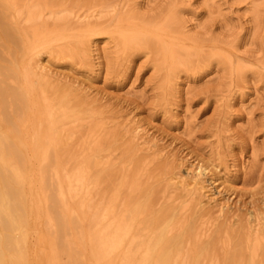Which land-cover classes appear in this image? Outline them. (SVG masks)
<instances>
[{
    "label": "rangeland",
    "instance_id": "obj_1",
    "mask_svg": "<svg viewBox=\"0 0 264 264\" xmlns=\"http://www.w3.org/2000/svg\"><path fill=\"white\" fill-rule=\"evenodd\" d=\"M98 1L65 0L64 4L79 5L83 15L92 4L117 2V14L108 22L85 29L64 27L36 42L25 38L19 45L0 40V89H8V95L0 96V222L4 225L0 223V264L110 263L92 251L106 223L93 230V225L84 222L81 228L78 205L81 199L89 200L84 199L86 193L80 200L67 196L63 201L60 196L53 158L61 150L52 140L53 129L61 119L59 111L54 118L47 114L43 98L46 88L56 109L65 98L79 124L101 126V146L87 157L90 168L91 161L95 163L91 195L96 203L107 206L113 169L129 174L134 170L133 162L140 161L141 188L135 195L144 203V191L157 188L154 216L172 203L191 206L176 225L173 245L177 247H168L170 241L156 247L154 254L168 247L171 261L173 255L181 253L187 256V264H202L203 257L211 254L207 250L215 248L220 264H248L242 258L245 236L256 219L264 224V0ZM1 2L5 10L12 11L5 0ZM128 3L130 7L125 9ZM132 8L135 19L119 21V15ZM173 14L181 20L182 29H166ZM128 35L146 38L155 45L163 42L176 49L170 50L175 53L198 55L205 59L204 65L192 73L179 71L173 78L170 55L159 62L146 49L131 52L130 64H124L129 52L126 47L120 49L118 43ZM70 44L81 49L87 45L88 56L73 62L51 55L57 46ZM37 65L45 66L52 76L42 73ZM12 92L19 98L14 100ZM129 145L135 147V155L127 151ZM72 166L64 165L63 169ZM192 174H200L198 179L204 181L208 204L202 214L195 205L197 200L185 196L181 188L164 193L165 180H190ZM16 176L24 183L19 184ZM224 206L221 214L219 209ZM17 211H23L21 215L27 219L16 218ZM9 224H16L17 230L12 225L10 231ZM6 225L8 229L3 230ZM152 225L147 230L142 227L140 233L154 235L156 227ZM202 225L204 237L194 239ZM193 226L196 230L194 227L192 232ZM187 230L190 232L186 234ZM8 232L10 236H5ZM226 236L229 243L221 250L216 239ZM119 255L113 256L115 264H120ZM256 259V264H264V245Z\"/></svg>",
    "mask_w": 264,
    "mask_h": 264
},
{
    "label": "bare ground",
    "instance_id": "obj_2",
    "mask_svg": "<svg viewBox=\"0 0 264 264\" xmlns=\"http://www.w3.org/2000/svg\"><path fill=\"white\" fill-rule=\"evenodd\" d=\"M5 1L9 4V6H11L12 11L9 12V9L5 10V8L2 7L3 2L0 3L1 4L0 7L3 8V10L0 11V40L4 44L5 42L6 43L11 42V43H15L16 45H19L25 38L31 39L32 41L36 42V40H38L40 37L57 32L64 27H70L73 29H77V28L85 29V28L92 27L95 24H98L100 21L107 20L106 22H108L109 19L111 20V18H113L117 14V9H118L117 2L116 4H114V2L112 3V2L103 1L104 3L101 2L98 5L97 4L93 5L91 2L89 4H92L93 6L92 5L91 7L88 6L89 7L88 8L87 5L89 4L85 5L88 9L82 15L81 12H84V11H82V9H77L79 5L69 6L67 5V3L64 4L65 0L64 1L63 0H5ZM108 1H111V0H108ZM97 2L99 3L100 1L97 0ZM131 3L133 2L131 1ZM128 7H130L129 3L125 6V9ZM131 10L124 11L122 14H120L119 21L129 22V21L134 20L135 15H133V8ZM181 27H182L181 20L178 18L177 14L171 15L170 18L166 22V29L173 31V29L174 30L182 29ZM148 41L150 42V40H146V38H141L136 35H128V36L121 37L120 42L118 43L119 44L118 46L120 47V49L121 47H126L129 52L128 56L126 57L124 61V64L126 62H128L127 64H130L128 60L130 59L132 60L134 53L140 50L146 49L149 52L154 53L155 57L158 59L159 62L161 61V59H164L170 55L169 59L171 61V74L173 78L177 77L178 75L177 73L179 71H183L186 73H192L200 69L204 65L203 63L205 59L203 60L202 57L198 55L189 54V53L184 54L183 52L175 53L170 50H176V49L166 46L163 42H156V45H155L153 44L155 42L153 43L151 42L152 43L151 44ZM78 47H75V45H71V44L67 46H57L54 49L55 51H53L51 55H55L58 58H68L73 62H82L83 58L88 56L89 49H88V46L85 44H83L82 49ZM131 52H133V54ZM158 66L160 68L161 64H159ZM37 67L38 69H40L42 73H45L48 75L52 73V72L50 73V71L45 66L37 65ZM169 81L171 82L172 79L170 78ZM44 87L46 88V86ZM45 90L43 92L44 94L43 98H44L45 108L47 110L48 116L50 118H54L56 115V111L57 112L59 111L58 114L60 115V119H61L59 125L53 129L54 136L52 140L53 145L59 147L61 150L60 155H57L53 158V163H54L53 165L56 166L55 170L53 171L55 172L54 175H56L57 180H58V182L57 181L56 182L59 184L58 188L60 191V196L63 201H66L67 196L71 197L74 200L76 198L77 200H80L82 197L84 198V196L82 195L86 193V197L84 199L89 198V200L84 201L81 199V203L80 205H78L79 213L78 212L77 213L79 214L78 215L79 219L82 222L80 223L82 225L81 228H83L84 222H87V224L90 223L91 225H93V228H92L93 230L95 226L99 227L100 225H102V223L103 224L106 223V227L100 233L98 232L99 235H97V237L99 238L98 239L99 244H94L95 247H93L94 250L92 251H95V253L97 254V258H99L98 255L101 254L100 256L101 258L109 260L110 262L109 264H115L114 261L116 260V258H114L113 256L118 253L119 254L121 253V255H119L120 258L119 256L117 258L118 260L120 259V264H151L154 255L155 256L158 255V254L157 255L154 254L156 247H158L159 249V245L160 246L167 245L170 241L171 243H170V246L168 247L171 248L172 246H174L173 245V243L175 242L174 239L177 238L176 235H175V238H173L174 232L176 230L175 229L176 225L181 224L179 220L180 216L189 212V209L191 206L187 204H181L180 206L179 205L175 206L173 203L172 205L171 204L165 205V206L163 205L164 207L162 206L163 208L162 207H161L162 209L160 208L161 210L158 212V216L157 217L154 216L155 213L153 212L152 207H153L155 196L157 195V192H158L157 190L156 192L154 189L156 187L155 186H153L154 188H152V186L149 187L151 188L150 191L148 190L149 188L146 187L147 190L144 191L145 192L144 196L142 195V198H145V202L143 199L144 203H141V201L136 198V195L137 193L140 192V188H141V181L139 177L141 176L142 168H140L141 167L140 161L133 162L134 170L129 174H123V170H120V169H113L112 170V174L114 178L113 184L111 183L112 181L108 184L109 187L112 184L111 186L112 190H110L111 195H108V197L111 196L108 201V204L105 208H103V205L101 202L96 203L94 198H92V195H91L92 188L94 186V185L92 186L93 182L91 184V174L94 173V172L92 173L91 168L93 167L95 168V166L92 165L95 163H93L94 161L93 162L91 161L92 164L90 165L91 166L90 168L89 165H87V162H88L87 157H88V154L91 152L97 153L99 147L101 146L102 138H101V135H99V130L101 129V126L100 124H92V123H89L87 125L79 124V120L77 119V116L72 111H70L69 107L67 106V103L65 102V98L64 100H60V102H58L59 109H56L55 104L48 97V93ZM12 93L13 94H11V96L13 97V99L19 98L16 92H12ZM6 95H8V89L1 88L0 96L4 98ZM110 136L111 134H109L108 137L110 138ZM134 150H135V147H133L132 145L128 146L127 151L129 153L135 155ZM92 160H94V158H92ZM109 162L111 163L110 160H108V164H110ZM64 165H73L74 167L72 166L69 170L67 169L64 170L63 169ZM201 174L204 175V172ZM110 175L111 173L108 176ZM199 176L200 174L195 175V176H193L192 174V176L190 175L191 178L189 177L190 180H185L182 178H174V177L169 178L168 180L164 181L166 183L164 184L165 185L164 193H167L166 191L168 189H172V190L174 189L176 192V190L179 191L180 190L179 188H181L183 192L185 193V196L190 197V199H192L193 201L197 200V204L195 205H197L198 207V210H199L198 212L202 214L203 212H205V208H206L205 205H207L208 203L205 204L206 195L204 196L203 194L205 190L202 184V182L204 183V181L201 182L200 179L202 178L198 179ZM205 176L206 175H204V177ZM16 178L19 184L24 183L23 178L20 179L18 176H16ZM116 178L117 180H119L118 184L114 181ZM54 186L56 185H53V188L54 189L56 188L57 192H59L57 186L56 187ZM15 192H18V190ZM4 195L6 196L7 194L4 193ZM8 197H6V199ZM15 197L16 195L14 196V198ZM53 197H56V195H54ZM55 199L57 200V198ZM99 200L100 199H98V201ZM16 201H19V199H17ZM60 201L61 200H59V202ZM56 202L57 201L54 200V203ZM157 202L159 203V201ZM56 204H59V203L57 202ZM3 207L4 206H2V208ZM59 207H61V205H59ZM225 207L226 206L220 207L219 211L221 214L222 213L224 214ZM16 213H19V212L17 211ZM23 213H24L23 211L22 213L20 211L18 215L17 214L15 215V217L16 218L18 217V219L21 217V221L23 220L25 221V219L27 218L23 217L24 216ZM6 216H7V213H6ZM145 218H147L148 220L146 219L145 221ZM60 221L64 223L63 218L60 219ZM2 222H6V220ZM16 222H12V223H16ZM77 222H79L78 219H77ZM18 223L22 224V222L20 221ZM2 224L3 223H1V225ZM23 224H25V222H23ZM78 224L79 223H77V230H78ZM152 224L154 225V228L156 227V230L153 229L154 231H156L154 232L155 233L154 235L151 234L152 235L151 236L149 234L150 235L149 236L147 234L140 233V230L142 229V227L147 230L148 228H150V225ZM12 225L15 227L16 224L15 225L12 224ZM12 225L11 224L8 225V228L9 227L11 228L10 231L13 230ZM263 225L260 219H256L255 225L248 231L247 235L245 236V240H244L245 253H244V257L242 256L241 257L244 260L246 259L248 264H256V260H257L256 258L259 255V251L261 250L262 245H264L263 244L264 242ZM3 226L4 225H2V227ZM6 227L7 225L4 227L5 229L3 230L8 229ZM17 227H15L16 230H17ZM167 227L168 229H166ZM194 227L195 226L191 227L192 232L194 231V229L196 230V227L195 228ZM60 228L58 230H60ZM62 229L60 231L63 233L65 229H63V231ZM79 230L83 231V229H79ZM60 231H58V233H61ZM150 231L152 230L150 229ZM189 232L190 231L186 232V234ZM7 235H9V232L5 236ZM191 235L192 233L190 234V236ZM203 237H204V225L200 226V228L197 230L196 236L194 239L200 240ZM178 241H179V238H178ZM216 241L219 247H221V250L223 249L225 250V247L229 243V239L227 236L224 238L218 237ZM16 242L18 243V241ZM6 243L7 242H5V245ZM8 243L9 245L11 244V242H8ZM174 244H176V242ZM12 245H14L15 247L14 248L13 246L10 245L12 249L17 248L15 244L12 243ZM68 245L69 244H67V246ZM67 246L64 248L67 249ZM168 247H167V250H168ZM174 247H177V246H174ZM68 250H69V246H68ZM167 250L166 248L161 250V253L158 255V258L153 260L154 264H187L188 263L187 256L181 253H176V255H173L175 257L171 261L170 259H168V257L170 258V256H168L169 253ZM179 250L180 249H178V251ZM21 251H24V250L21 249ZM66 251L67 250H65V252ZM207 251L210 252L211 254H207V255L205 254L206 256L203 257L204 259L202 260V264H220L217 250L214 248L212 252L209 250ZM69 252L67 253V255L70 254ZM201 252H203V250ZM138 255H141V257L138 258ZM69 259H71V255ZM98 261H101V260H98Z\"/></svg>",
    "mask_w": 264,
    "mask_h": 264
}]
</instances>
